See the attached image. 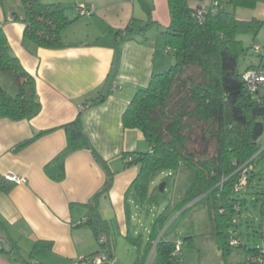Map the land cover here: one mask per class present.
I'll list each match as a JSON object with an SVG mask.
<instances>
[{"label": "crops", "instance_id": "obj_1", "mask_svg": "<svg viewBox=\"0 0 264 264\" xmlns=\"http://www.w3.org/2000/svg\"><path fill=\"white\" fill-rule=\"evenodd\" d=\"M39 1L59 3L65 8L71 23L62 33V48H41L24 40L19 0H0V26L12 54L34 78L40 104L38 113L29 119L12 122L0 118V175L25 179L9 193L0 191V264H74L99 250L92 229L82 224L90 218L89 204L106 179L92 151L79 150L68 156L65 178L60 183L44 173V166L66 145L65 133L58 127L72 122L77 115L92 150L114 174L110 191L98 199L97 214L108 225L106 237L116 262L110 235L116 229L121 236L127 233L126 205L130 214L132 195L126 199V192L138 173L137 167L125 168L122 156L149 150L143 134L124 129L121 119L135 92L146 88L152 75L164 72L168 65L163 59L164 31L170 23L167 1ZM202 1L188 0V4L191 9L203 7ZM79 3L87 5L91 16L78 17L74 6ZM262 3L264 10V0H258L254 9H237V19L264 20V13L258 12ZM209 4L210 1L206 7ZM16 17L19 20H14ZM128 26L132 32L124 33ZM119 31L121 34L116 35ZM256 37L262 48L258 65L264 66V25ZM117 47L120 57L114 65ZM100 95L105 96L102 102L89 104ZM51 129L56 130L13 151L19 143ZM253 180L247 188L246 201L249 190L254 188ZM261 219L264 221V212ZM258 235L259 231V242ZM257 246L247 241L240 248V260L233 259L235 264H247V254Z\"/></svg>", "mask_w": 264, "mask_h": 264}, {"label": "trees", "instance_id": "obj_2", "mask_svg": "<svg viewBox=\"0 0 264 264\" xmlns=\"http://www.w3.org/2000/svg\"><path fill=\"white\" fill-rule=\"evenodd\" d=\"M166 1L170 23L164 31L165 49L172 55L174 64L162 73L153 74L148 86L135 92L121 119L124 129H136L143 134L149 148L147 152L122 156L125 168H138L126 199L132 195L144 204L152 196L150 186L157 174L169 172L172 175L181 167L189 170L192 179L184 191L181 208L202 197L213 234L225 257L231 251L226 242L227 232L238 228L232 219L242 214L255 162L264 156L260 143L264 137V95L256 97L246 88L243 74L253 66H247L243 73L238 71L239 59L246 54L238 36L244 33L257 36L264 20L239 21L235 14L237 9H254L258 0H212L207 8L198 7L206 10L201 17L197 16L198 8L189 7L188 0ZM19 2L23 11L20 20L24 25L23 39L41 48H62V33L71 23L64 6L43 4L39 0ZM214 3H217L215 7ZM123 32H132L131 26ZM119 34L120 31L116 32ZM119 57L117 47L114 65ZM0 73L10 79L14 88V95H11L0 85V118L19 122L36 115L40 104L35 80L12 54L1 26ZM104 98L100 95L89 104H97ZM58 129L64 131L66 145L44 166V173L50 180L62 182L67 157L84 149L92 151L106 176L102 190L89 204L90 218L82 222L92 229L99 250L80 261L91 264V259L101 250L113 259L106 237L108 225L97 214V205L99 197L110 191L114 174L92 150L80 115ZM54 130L37 133L16 145L13 151L24 149ZM194 136L204 146L212 142V151L198 153L192 144ZM248 165L254 169L246 174L247 186L235 192L233 187L242 176L241 168ZM13 186L0 175V191L9 193ZM126 206L127 220H130L129 205ZM165 220L166 210L154 220L145 250L149 252L156 241L152 264H183L179 255H174L176 242L162 238L163 235L157 239ZM238 233L241 237L239 230ZM100 236L104 237V242L100 243ZM134 264L142 263L136 260Z\"/></svg>", "mask_w": 264, "mask_h": 264}, {"label": "rangeland", "instance_id": "obj_3", "mask_svg": "<svg viewBox=\"0 0 264 264\" xmlns=\"http://www.w3.org/2000/svg\"><path fill=\"white\" fill-rule=\"evenodd\" d=\"M209 1L211 2L212 0L202 1L204 8H207L206 4ZM260 6L261 8L258 12L263 14V3ZM238 39L242 41L243 48L246 50V54L240 57L238 63V71L243 73L250 64L258 65L259 63L258 59L260 56L253 52V47L258 45V41L257 37L251 33L241 34ZM159 40L160 42L162 41L161 34L159 35ZM163 59L168 64L165 70L174 64V59L169 53H165ZM0 85L8 93L14 95V88L10 79L1 73ZM262 89L264 90V87ZM263 139L260 141L262 144L261 150L264 149ZM192 144L198 153L204 151L209 153L213 147L210 141L207 146L202 145L196 136H194ZM254 167V176L252 177L254 179V188L249 190L248 201L242 207V216L239 218V223L243 242L246 244L249 241L250 245H255L256 243L259 245L256 232L263 223L261 209H264V156L256 160ZM254 167L252 166V169ZM191 179V172L183 167L176 172H172L170 177L167 176V172H162L154 177L153 184L150 186V195L152 196L151 198L148 197L144 204H141L134 196L131 197L130 220L127 222L126 235H119L117 229L111 231L110 235L111 250L116 259V264H134L136 260H140L142 264L153 263L156 241L149 252L145 250L146 243L154 220L163 214L164 210H166V220L158 231L157 239L163 235L162 238L176 242V244L180 242L177 255H179L183 264H235L236 261L233 259L238 260L239 256H242L243 250L240 248L230 249V252L235 251L232 257H229L231 253L225 257L222 256L219 244L215 239L212 226L208 220L206 203L201 199L202 197L181 208L184 191L189 186ZM162 182L166 185L164 192L160 193L158 186ZM257 192L261 193L257 194ZM132 241H135L136 245L132 244ZM19 263H22V261L19 260Z\"/></svg>", "mask_w": 264, "mask_h": 264}, {"label": "built area", "instance_id": "obj_4", "mask_svg": "<svg viewBox=\"0 0 264 264\" xmlns=\"http://www.w3.org/2000/svg\"><path fill=\"white\" fill-rule=\"evenodd\" d=\"M217 3H214L213 6L215 7ZM75 10L77 11L78 17H89L91 16L92 12L87 7V5L83 3L76 4L74 6ZM197 16L201 17L203 14L206 13V10L203 8L197 9ZM253 52L255 54H260L262 52V48L259 45H254ZM166 53L169 52L166 50ZM262 61L264 62V57L262 58ZM243 80L245 82L246 88L248 92L251 95H255L256 97H261L264 95V91L262 87L264 86V66L261 64L253 66L252 68L248 69L243 74ZM262 89V90H260ZM252 166H246L244 169L241 168L242 176L239 179V182L234 185L233 190L235 192H239L246 188L247 186V180H246V174L251 172ZM167 176H171V174L168 172ZM6 179L11 181L14 185H21L25 183L24 178L15 177L14 175L8 174L5 176ZM235 210H238L236 207ZM232 223L234 225H238V217H234L232 219ZM79 224V223H78ZM238 228H232L227 232V246L229 249H239L243 247V241L238 233ZM259 245L246 256V261L248 264H264V222L261 225V228L259 229ZM100 243L104 242V237L100 236ZM180 242L176 244L174 255H177V252L179 251ZM81 259V258H80ZM80 259H78L77 262L74 264H83ZM115 260L112 258L107 257V253L105 250H101L100 253L95 255L91 259V264H115ZM32 264H37L36 262H33Z\"/></svg>", "mask_w": 264, "mask_h": 264}, {"label": "water", "instance_id": "obj_5", "mask_svg": "<svg viewBox=\"0 0 264 264\" xmlns=\"http://www.w3.org/2000/svg\"><path fill=\"white\" fill-rule=\"evenodd\" d=\"M165 185H166V184H165L164 182H162V183L158 186V190H159L160 193H163V192H164Z\"/></svg>", "mask_w": 264, "mask_h": 264}]
</instances>
